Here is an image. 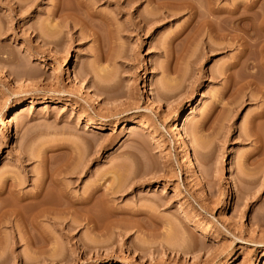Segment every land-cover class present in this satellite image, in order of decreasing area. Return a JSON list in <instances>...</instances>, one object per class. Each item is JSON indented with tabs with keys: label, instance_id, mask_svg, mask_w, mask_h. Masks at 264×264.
I'll use <instances>...</instances> for the list:
<instances>
[{
	"label": "rangeland",
	"instance_id": "obj_1",
	"mask_svg": "<svg viewBox=\"0 0 264 264\" xmlns=\"http://www.w3.org/2000/svg\"><path fill=\"white\" fill-rule=\"evenodd\" d=\"M84 1L109 23L56 47L57 0H0V181L30 194L46 180L45 211L24 201L0 217V264H264V165L249 137L253 124L264 135L263 102L254 86L224 90L219 72L238 48L207 52L183 11L139 32L134 9Z\"/></svg>",
	"mask_w": 264,
	"mask_h": 264
},
{
	"label": "bare ground",
	"instance_id": "obj_2",
	"mask_svg": "<svg viewBox=\"0 0 264 264\" xmlns=\"http://www.w3.org/2000/svg\"><path fill=\"white\" fill-rule=\"evenodd\" d=\"M66 1L70 3L66 5L67 4V3L65 4ZM116 1L118 3L119 10H120V7L122 6L125 8H128L129 11L134 9L136 13V17L131 18L132 20L128 22L127 27L129 26V28L136 29L139 32L144 31V29L147 28L149 25H154L164 19L176 16V15L178 16V14L182 13L183 11L188 14V20H187L186 26L182 29V32L186 31L188 28L191 27L190 28L191 37L194 40L199 38L200 41H202L201 43H203L202 46L207 52L218 53V52L225 51L228 48H232L234 46L235 48L237 47L238 53L234 57H232L229 62H225V64H223V66L221 67V70L219 71L222 73L221 75L225 76V79H226V82L224 84L225 85L224 90L225 89L229 90L230 88L231 89L238 88V90L241 89L242 91L244 90L242 89V87L254 86L256 92L258 93V94L255 93L257 95L255 97L260 98V100L263 102V105L260 111L254 114L255 116L253 117L252 121H254L255 119L256 120L260 119L264 121L263 120L264 119V78L263 77L261 78V76H264V75L259 74L260 76H257L258 73H261V72H262L261 74H264V8L262 10V8L260 7L262 3L259 5L258 0H251L250 2H248L247 0H232L229 6H226V5L220 6L217 0H116ZM144 2H148V4L151 5V8H152L151 12L143 13L138 10L140 5ZM90 6L91 5L90 4L88 5L84 0H57L54 6L52 22L50 24L52 36L55 39L53 40V42L54 41L56 42V40H60L58 38H61L62 36H67V37L68 35L72 36L73 35L72 31L76 30L77 26L80 27L79 28L80 34L84 32V35L86 34L90 36L91 38L92 37L95 38V36L97 37L98 36L97 34H100L99 32L104 30L103 27L107 26V24L109 23L108 21H106L108 17H105L106 15L102 16V14L100 15L99 12L97 13L93 9V7H90ZM100 16H102L101 18L103 21L102 20L100 21L101 19ZM131 16H133L132 13H131ZM99 21L101 23H99ZM80 36H83V35L81 34ZM204 36H206L209 39L211 37L212 39L216 38L218 42L217 41L215 42L211 39L206 42L203 39H201V38H204ZM56 44L57 43H55V46L57 47ZM31 59L33 60L34 58L30 56L29 60ZM235 69H238V73H233ZM22 72L23 74H25V71H22ZM217 74L219 76L218 72ZM258 78L261 80H258ZM238 85L240 86V88L236 87ZM253 97H254V94L250 98H253ZM191 113L192 111L189 110V114L185 118H188L191 115ZM183 120H184V115L183 116L178 115L176 118V124H177L176 132H177V136L180 138L183 137V133L185 131ZM252 121L251 123H253ZM88 123L92 124V122L90 121ZM203 124L201 123V125L195 126V131L202 128ZM253 126L249 130L250 132L249 137L252 138L255 144L254 155L257 158L255 161L256 162L258 161V163L260 162V164L264 165V135L263 133H261L260 130H257L255 126H254L255 130H254ZM0 129H1V126H0ZM8 180L0 181V217H6L7 215L8 216L14 215L17 212L20 213L19 204H21L24 201H28L31 207L33 208L36 207L34 208V210L37 209V206L38 207L40 206V204L42 203L40 200L43 194L41 192L43 191L42 189L45 186V185L43 186V184H45L46 180H44L45 182L39 181V183L36 184V188H37L36 192H32L30 194H23V193L20 194V192L18 191H20L19 184L21 183L18 184V182L16 181L13 182V180L12 181L9 180L8 182ZM244 182H246V180H244ZM59 183L54 182V185L56 184L55 186H57L56 190L58 188L60 189V190H57V193L63 197L64 194H66V190L65 188L62 189L61 188L62 185H60ZM125 183L127 182H124L123 185L129 184V183L127 184ZM120 185L121 184L119 183V185L116 186L118 189L114 187L116 192H119L120 190L122 192L123 185L121 186ZM130 185L132 184H129V186L127 185L126 186L127 188L124 186L125 187L124 190L129 189L128 187H130ZM18 186H19V189L17 190ZM95 187L98 188V185ZM90 192L91 194H89ZM90 192L87 193L88 194L87 197L84 196L86 197V199L84 200L83 198L84 201L82 200L83 202H80V204L82 203L81 205L82 207L85 206V204H87L88 206L90 200L94 199V196H96L95 194L93 196V193H94L93 190ZM7 199H9L10 202ZM4 201H8V202L5 203ZM46 207L50 209L51 206L50 207L46 206ZM43 209L44 208H42V210ZM89 209L90 208H88V210ZM42 210L40 208L39 212ZM11 211H15V212H12L14 214H9ZM113 211L110 212L109 210L111 214L115 213V211L114 212ZM184 212L185 214L183 213V215H192L186 209ZM43 213H46V212H43ZM90 215H91V212H90ZM149 216H151V218L152 217L155 218L152 214ZM149 216L147 215L148 218H150ZM190 217H191L189 219L191 221L190 225L192 226L195 225L196 227L198 226V228L200 227L198 229L199 235L207 236L213 233L210 227L208 226L201 227L199 226L201 225V223H199L200 221L198 222V220L193 216H190ZM87 219H88V216H87ZM90 220H91V216H90ZM90 220H87V221H90ZM192 237L190 236L189 238H192ZM191 241H194V240L192 239ZM191 241H190L189 247H193L191 245L192 243ZM55 257L57 258L56 255Z\"/></svg>",
	"mask_w": 264,
	"mask_h": 264
}]
</instances>
